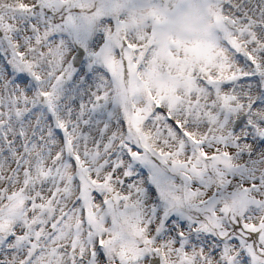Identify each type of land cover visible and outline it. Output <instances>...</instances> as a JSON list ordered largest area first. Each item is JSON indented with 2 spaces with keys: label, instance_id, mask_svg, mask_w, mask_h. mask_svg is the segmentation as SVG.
I'll use <instances>...</instances> for the list:
<instances>
[{
  "label": "snow or ice",
  "instance_id": "6c2138e0",
  "mask_svg": "<svg viewBox=\"0 0 264 264\" xmlns=\"http://www.w3.org/2000/svg\"><path fill=\"white\" fill-rule=\"evenodd\" d=\"M200 9L0 0V264H264V0Z\"/></svg>",
  "mask_w": 264,
  "mask_h": 264
},
{
  "label": "clouds",
  "instance_id": "9594fccd",
  "mask_svg": "<svg viewBox=\"0 0 264 264\" xmlns=\"http://www.w3.org/2000/svg\"><path fill=\"white\" fill-rule=\"evenodd\" d=\"M169 4L176 8L165 25L169 35L174 37L180 34L186 39L194 38L203 23L200 0H169Z\"/></svg>",
  "mask_w": 264,
  "mask_h": 264
},
{
  "label": "rangeland",
  "instance_id": "374dc122",
  "mask_svg": "<svg viewBox=\"0 0 264 264\" xmlns=\"http://www.w3.org/2000/svg\"><path fill=\"white\" fill-rule=\"evenodd\" d=\"M152 11H153V10H149V8H145L144 11H143V13H142V15H144V16H149V15L151 14ZM126 18H129V17L126 16ZM139 80H142V77L139 78Z\"/></svg>",
  "mask_w": 264,
  "mask_h": 264
},
{
  "label": "bare ground",
  "instance_id": "6f19581e",
  "mask_svg": "<svg viewBox=\"0 0 264 264\" xmlns=\"http://www.w3.org/2000/svg\"><path fill=\"white\" fill-rule=\"evenodd\" d=\"M149 10H153V9L149 8ZM136 76H137V78H141V75L139 73H137Z\"/></svg>",
  "mask_w": 264,
  "mask_h": 264
}]
</instances>
